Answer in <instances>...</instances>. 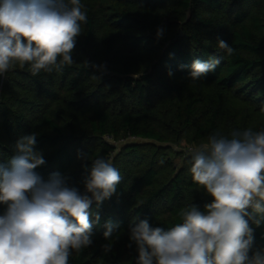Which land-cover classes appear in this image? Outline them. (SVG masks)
<instances>
[{
	"label": "trees",
	"instance_id": "1",
	"mask_svg": "<svg viewBox=\"0 0 264 264\" xmlns=\"http://www.w3.org/2000/svg\"><path fill=\"white\" fill-rule=\"evenodd\" d=\"M81 4L87 23L72 65L35 76L29 66H16L0 75V163L16 155L19 138L36 133L45 164L35 171L45 180L59 172L83 192L93 160H109L122 180L111 198L93 201V219L100 216L93 243L73 251L69 264H136L130 223L147 219L167 230L181 222L180 209L195 204L203 211L212 201L192 180V156L176 164L172 155L182 153L173 145L264 130V0ZM158 28L164 29L159 39ZM220 39L234 49L231 55L218 47ZM214 56L221 59L215 71L192 80L193 61ZM130 138L138 142L119 150L108 141ZM5 208L0 204V214ZM109 221L119 225L111 241L103 235ZM249 225L253 251L264 249V223Z\"/></svg>",
	"mask_w": 264,
	"mask_h": 264
},
{
	"label": "clouds",
	"instance_id": "2",
	"mask_svg": "<svg viewBox=\"0 0 264 264\" xmlns=\"http://www.w3.org/2000/svg\"><path fill=\"white\" fill-rule=\"evenodd\" d=\"M82 23L87 14L81 0H0V75L16 66H29L35 76L72 65ZM163 32L157 29L158 39ZM218 47L234 52L223 39ZM220 63L215 56L194 60L190 78L206 77ZM36 141V133L19 138L16 155L0 163V204L6 206L0 214V264H69L73 251L93 243L100 221L90 212L93 201L99 205L111 198L122 180L103 157L93 160L83 192L59 172L45 180L35 171L45 164ZM189 171L212 201L203 211L195 204L180 209L181 222L167 230L147 219L130 223L136 264H264V249L253 251L249 225L264 223V130H234L231 138L210 135L194 151ZM118 228L106 222L104 238L111 241ZM111 247L103 246L105 252Z\"/></svg>",
	"mask_w": 264,
	"mask_h": 264
},
{
	"label": "rangeland",
	"instance_id": "3",
	"mask_svg": "<svg viewBox=\"0 0 264 264\" xmlns=\"http://www.w3.org/2000/svg\"><path fill=\"white\" fill-rule=\"evenodd\" d=\"M108 141H109L110 143H113V144L117 147L118 150L121 149L122 146H123L126 142H138V140H137V139H134V138H130V139H127V140H125V141H121V142H114V141H112L111 139H109ZM199 147H200V146L186 145L185 143H182V144H180L179 146H177V145H173V150H174L175 152H180V153H182L181 156H173V155H172V157L174 158L173 161H174L176 164L180 165V164H181V161H182V159H181L182 156H185V157L192 156L193 153H194V151H195L196 149H198ZM114 154H115V152L112 153V156H111V157H113Z\"/></svg>",
	"mask_w": 264,
	"mask_h": 264
},
{
	"label": "water",
	"instance_id": "4",
	"mask_svg": "<svg viewBox=\"0 0 264 264\" xmlns=\"http://www.w3.org/2000/svg\"><path fill=\"white\" fill-rule=\"evenodd\" d=\"M182 35V34H181Z\"/></svg>",
	"mask_w": 264,
	"mask_h": 264
}]
</instances>
